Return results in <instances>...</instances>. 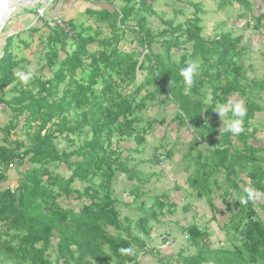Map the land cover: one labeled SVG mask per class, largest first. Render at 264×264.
Here are the masks:
<instances>
[{
  "label": "trees",
  "instance_id": "obj_1",
  "mask_svg": "<svg viewBox=\"0 0 264 264\" xmlns=\"http://www.w3.org/2000/svg\"><path fill=\"white\" fill-rule=\"evenodd\" d=\"M153 1L106 0L102 8L86 10L91 22L65 20L69 31L44 22L37 58L45 61L27 85L17 73L30 59L5 38L0 99L12 118L0 128V264H140L138 246L151 230L148 222L173 203L156 196L147 206L146 193L131 186L126 204L138 205L140 237L130 218H121L113 181L120 173L132 180L137 172L124 152L143 149L154 121H165L143 115L149 103L174 106L172 120L192 130L184 157L193 163L189 184L195 195L211 206L220 196L237 195L236 211L220 226L226 242L212 247L208 229L191 224L185 232L194 250L180 253L173 264H264V220L253 207L254 194L249 198V189L240 186L264 193V148L249 142L259 131L255 114L264 115V77L250 75L243 35L202 34L198 5L184 21L151 29ZM213 1L218 9L233 2L250 9L247 0ZM251 17L252 27H264V12ZM192 62L194 83L185 94L180 69ZM229 99L242 100L246 109L237 135L218 126L214 111ZM128 140L134 145H122ZM152 155L159 162V153ZM10 164L18 171L14 188L3 186ZM218 174L226 189L215 195L221 184L212 178ZM68 199L79 201L78 208L62 205Z\"/></svg>",
  "mask_w": 264,
  "mask_h": 264
},
{
  "label": "rangeland",
  "instance_id": "obj_2",
  "mask_svg": "<svg viewBox=\"0 0 264 264\" xmlns=\"http://www.w3.org/2000/svg\"><path fill=\"white\" fill-rule=\"evenodd\" d=\"M193 1L200 2L199 15L202 18V34L204 36L213 35L215 32H226V30H228L224 22H218L222 21L224 18L232 19L235 17L232 15V9L229 6H226L223 9H218L217 3L215 1L213 2V0ZM254 1L260 3L264 8V0ZM6 2H9V0H4V3ZM235 6L237 7V5ZM34 8L35 6L24 9L33 11ZM152 8L155 11V14L148 16V26L153 30H160L163 26L165 27L169 23L176 24L177 22L184 21L186 16L195 9V6L191 0H154ZM21 9L22 8L15 9L9 17L16 12H19ZM160 17H162L163 20H161ZM8 19L9 18H7V20ZM164 21H166L167 25L163 24ZM235 22L237 21H233L232 24ZM4 24L0 27V34ZM235 29H237V27ZM103 30H106V28L103 27ZM248 36V41H246L245 44L248 50L251 48L252 51H250L253 52L250 53V51H248V59L253 64V68H255L250 75H253L255 72V75L261 78L263 77L262 74H264V55H262L264 53V37L257 38L255 36L254 39L252 38V42H249L250 34ZM38 52L43 53V50H39ZM25 55L30 61L27 64L26 69L21 73L29 71L36 74L40 73V68L45 60H39L35 53H31L28 50ZM44 73L49 74L48 70H45ZM138 76L141 77V74ZM4 90L6 91L4 98H8L7 88ZM175 111L176 109L174 106L163 107V105L160 104H148L147 108L143 111V115L148 118H156L157 120L164 118L165 121L162 124L154 121L152 128L145 136L146 142L143 149H140L138 152H130L129 150L124 152V154H130V160L127 162L128 167L130 169H135L137 172L134 174L132 180L124 179L125 175L120 173L118 178L113 181L116 188L115 196L119 201L117 208L120 211L121 218L128 216L132 222L134 233L139 234L140 237H143V235L135 227L140 213L138 205L136 207V204L134 203L135 207L131 208L126 204L133 198V195L129 193L131 186H140L139 192L151 194L149 199L147 198V206L150 205L151 199H154L156 196L169 203H173L172 206L163 208L162 212L157 209L156 211L159 213L157 220H151L148 222L150 226H155L153 227L154 230H151L150 236L153 234L159 236L161 242H159V239H151L150 241L147 239L146 244H143L141 247L138 246L137 256L143 257L144 255L146 259L147 257L149 258L143 264H173L180 253L182 255V253L187 254V252H193V247H189L190 245L186 233L184 234L180 230L182 227H187L191 224L207 228L210 232L211 246L218 247L220 242H226L225 232L220 226H223L228 219V216L236 211L233 207V202L236 200L235 198H237L236 194L232 199H225L227 195L225 197L220 196V198H217L214 201V206L216 207L214 209V206L209 205L205 197H197L192 191L189 179L190 175L193 173V163L188 165V157H184V155L188 153V146L192 138V130H188L186 127L178 125L177 121L172 120ZM1 112H3V114L2 117H0V128L12 118V112L9 107L2 109ZM224 120L225 117L219 119L218 116V126L220 128H224ZM212 122H214V119H212ZM226 122L230 123V120H226ZM252 123L259 127V131L256 134V139H250L249 142L253 143L256 147L264 148V115L256 113ZM122 145L133 146L134 143L132 140H128L123 142ZM166 151L171 152L170 156H165L166 161L163 163H158L157 159L151 161V155L154 154V152L159 153L160 161V155H166ZM195 152L196 151H194L193 154H195ZM21 169L22 167L18 168V170ZM59 169H64V166H61ZM17 172L15 165L9 167L5 171L7 181L3 183V186L8 185L11 188H14L17 185ZM136 175L139 176V179ZM241 177L244 178L245 175L241 174ZM212 179H216L217 183L221 184L220 189H213V194L220 195L222 190L224 191L226 189V184L223 181L224 175L218 174ZM245 180L249 181L247 178ZM138 181L143 183L137 185L136 183H138ZM240 186L243 189L246 187L253 192V207L259 217L264 220V193H257L252 190L253 188L251 189L250 186H245L244 184H240ZM61 203L65 206H67L65 203H69V206L75 209L79 206V201L73 199H68L66 201L62 200ZM211 214L214 215L212 216L213 218H211ZM165 221L166 223L170 222L168 226H172L174 221H177L180 225L176 228L170 227V234L168 232L164 233L159 230V224L163 225ZM155 228L157 230H155ZM232 231L233 230H231V234ZM164 236L171 237L173 241L166 244Z\"/></svg>",
  "mask_w": 264,
  "mask_h": 264
},
{
  "label": "crops",
  "instance_id": "obj_3",
  "mask_svg": "<svg viewBox=\"0 0 264 264\" xmlns=\"http://www.w3.org/2000/svg\"><path fill=\"white\" fill-rule=\"evenodd\" d=\"M247 1L249 2L251 10L242 7L237 2H233L232 6H229V7L232 9V15L235 17L232 19L229 18L230 20L228 18H224L222 21L218 22V23L224 22V24H226L227 29H228L226 30L227 32H232L234 34L243 35L244 44L246 43V41H248L249 34H250L249 42H252V38L254 39L255 36L257 38L264 37V27L255 28L251 26V24H254V18H252L251 15L257 16L258 14L263 13L264 8L263 6L260 5V3H257L254 0H247ZM191 2L194 4V6L198 5L200 7V2H195L193 0H191ZM104 4H106V0H54L53 4L49 7V9H47L45 13V18L61 17L62 19L66 21H73L74 23H77V24L78 23H88V22H91V18L87 15L86 10L100 9L104 6ZM235 5H237V7ZM8 18H9L8 20L6 19L7 22L6 23L4 22L5 24L0 34V37H1L0 38V55L3 52L2 47H3V44L5 43V38L10 36V38L12 39V43H13L12 47L15 48V51H18L19 55H25L28 50L31 53H35L37 56V52H38L37 49L40 48L39 45L42 46L43 43L41 42V39L45 38L44 31L47 29L43 25V23L45 22V19L36 18L35 10L28 11L27 9H24V8H22L19 12H16L15 14H13L11 17H8ZM233 21H237L235 22L236 24L235 23L232 24ZM236 27L237 29H235ZM29 40H32L30 47L28 49H24L26 47V44L29 43ZM32 48H35V49H32ZM249 49L252 51L251 48ZM251 51L250 53H253ZM262 55H264V53ZM253 69L255 70V68ZM262 76L264 77V74H262ZM5 108L0 107V117H2V114H3L1 110ZM146 196L149 199V196H151V194L147 193ZM143 197L146 199L145 196ZM190 204H194V203H190ZM127 206H130L131 208L135 207L134 204L127 205ZM169 224L170 222L166 223V221L164 222L163 225L159 224V230L161 232H164V233L168 232L170 234L169 231L171 230L172 227L176 228L180 225V223L178 224L177 221H174L172 226H168ZM153 227L155 226H151V230H154ZM151 230L149 234L143 238L145 241V244L147 242V239L148 241H150L151 239L154 240V239L160 238L159 236H155V234L150 236ZM155 230L157 229L155 228ZM180 230L182 233L184 234L186 233L185 227H182ZM159 242H161L160 239H159ZM137 259L139 260L140 264H143L149 258L147 257L146 259L143 255V257L137 256Z\"/></svg>",
  "mask_w": 264,
  "mask_h": 264
},
{
  "label": "clouds",
  "instance_id": "obj_4",
  "mask_svg": "<svg viewBox=\"0 0 264 264\" xmlns=\"http://www.w3.org/2000/svg\"><path fill=\"white\" fill-rule=\"evenodd\" d=\"M4 7H5L4 0H0V10H3ZM196 69H197V65L195 62H192L180 69V74L184 78V82L186 85L184 90L185 94H187L193 86ZM17 75L20 81L23 84L27 85L29 81L32 79L33 73L29 71L24 73H17ZM214 111L218 114L219 118L228 117L229 113H231L230 123L227 124L223 123V127H225V129L228 132H231L233 135H237L243 131V121L246 115V109L244 106V102L242 100L234 101L232 99H229L225 104H220ZM248 196L249 198L253 196V193L250 190L248 191ZM246 202H247L246 200L243 199L241 200V203H246ZM125 251L130 252L131 249H127Z\"/></svg>",
  "mask_w": 264,
  "mask_h": 264
},
{
  "label": "built area",
  "instance_id": "obj_5",
  "mask_svg": "<svg viewBox=\"0 0 264 264\" xmlns=\"http://www.w3.org/2000/svg\"><path fill=\"white\" fill-rule=\"evenodd\" d=\"M54 0H40L36 5H35V17L36 18H44L46 26L52 29H62L63 31H69V25L67 22L62 19L61 17H53V18H45V13L47 9L53 4ZM0 107L5 108L6 103L2 99H0ZM165 155H160V163H163L165 160ZM1 157H0V165H1ZM158 162V163H159ZM10 167L13 166V164L9 165ZM166 239V244H169L172 242L171 237L169 236H164Z\"/></svg>",
  "mask_w": 264,
  "mask_h": 264
},
{
  "label": "water",
  "instance_id": "obj_6",
  "mask_svg": "<svg viewBox=\"0 0 264 264\" xmlns=\"http://www.w3.org/2000/svg\"><path fill=\"white\" fill-rule=\"evenodd\" d=\"M40 0H11L9 2L5 3V7L3 10H0V12L4 10H15L19 8H28L35 6Z\"/></svg>",
  "mask_w": 264,
  "mask_h": 264
},
{
  "label": "bare ground",
  "instance_id": "obj_7",
  "mask_svg": "<svg viewBox=\"0 0 264 264\" xmlns=\"http://www.w3.org/2000/svg\"><path fill=\"white\" fill-rule=\"evenodd\" d=\"M12 12H13V10H10V9L0 12V27L4 24V22L6 21V19L9 17V15Z\"/></svg>",
  "mask_w": 264,
  "mask_h": 264
}]
</instances>
